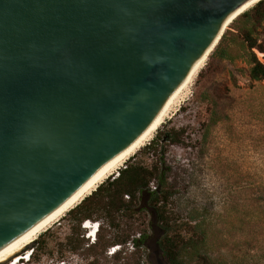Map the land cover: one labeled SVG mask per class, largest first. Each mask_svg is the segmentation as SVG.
Returning <instances> with one entry per match:
<instances>
[{
  "label": "water",
  "instance_id": "95a60500",
  "mask_svg": "<svg viewBox=\"0 0 264 264\" xmlns=\"http://www.w3.org/2000/svg\"><path fill=\"white\" fill-rule=\"evenodd\" d=\"M248 1L0 0V248L139 136Z\"/></svg>",
  "mask_w": 264,
  "mask_h": 264
},
{
  "label": "rangeland",
  "instance_id": "374dc122",
  "mask_svg": "<svg viewBox=\"0 0 264 264\" xmlns=\"http://www.w3.org/2000/svg\"><path fill=\"white\" fill-rule=\"evenodd\" d=\"M232 24L225 31H232ZM211 52L177 110L121 169L129 163L149 165L155 160L152 150L165 151L174 191L167 210L174 229L187 236L186 224H194L188 220L195 217L194 238H203L197 249L184 252L180 264H264V81L249 78L242 57L231 65ZM255 53L264 62V55ZM178 128L184 129L180 143L163 144L165 133ZM149 219L145 214V225ZM88 220L99 224V247L88 249L96 238L86 237L89 230L82 224L83 240L74 235V217L67 212L34 242L28 264H168L157 245L163 229H148L143 244L127 243L109 255L111 246L103 245L117 233L102 219Z\"/></svg>",
  "mask_w": 264,
  "mask_h": 264
},
{
  "label": "trees",
  "instance_id": "16d2710c",
  "mask_svg": "<svg viewBox=\"0 0 264 264\" xmlns=\"http://www.w3.org/2000/svg\"><path fill=\"white\" fill-rule=\"evenodd\" d=\"M231 28L232 31H224L211 56L219 61H228L231 65H234L238 57H242L249 66V78L253 81H264V62L255 53L256 50L264 54V0H259L236 17ZM234 47H240L243 53L234 54ZM183 133V128L172 129L165 133L162 143L172 145L180 143ZM155 150L150 152L155 160L149 165L140 162L125 165V168L119 170L117 177L100 185L90 196L68 212L74 217V235L77 237L82 235L81 240H83L81 224L95 217L104 220L106 225L117 233L108 244L103 245L104 249L115 245L122 247L130 242L139 246L143 244L147 230L153 231L158 227L164 230V234L157 245L168 264H180L186 250L198 248L199 241L203 238L202 236L194 238V233L196 229L198 230L195 217L188 220L194 224H186L188 231L184 234L188 233L187 236L182 234L183 230L174 229L167 210L174 195L169 181L170 168L165 161V151ZM151 182L155 186L153 190L149 187ZM145 214L150 216L146 225L143 222ZM118 215L122 217L121 220L118 219ZM135 233L138 237H132ZM99 246L97 233L96 240L87 247L95 249ZM87 264H96V262L92 260Z\"/></svg>",
  "mask_w": 264,
  "mask_h": 264
},
{
  "label": "bare ground",
  "instance_id": "6f19581e",
  "mask_svg": "<svg viewBox=\"0 0 264 264\" xmlns=\"http://www.w3.org/2000/svg\"><path fill=\"white\" fill-rule=\"evenodd\" d=\"M259 0H251L243 4L238 8L225 22L223 32L238 17L241 13L251 8ZM215 45L210 46L192 65L190 71L177 88L169 95L161 109L152 120V122L143 130V132L137 136L126 148L117 153L111 159L106 161L100 166L90 177H88L69 197H67L61 204L55 209L25 230L23 233L12 239L10 242L0 248V264H28L30 261L29 251L20 256V252L27 246L33 244L38 237L50 227L51 224L58 221L65 213L80 204L86 197L90 196L106 179L118 174L119 170L124 164L133 156L143 145L152 139L155 131L164 122L168 115L173 114L180 105L182 98L188 91L194 78L199 71L203 68L205 61L214 49ZM263 56V53H259ZM93 221L87 222L83 227L90 232L88 237L94 236L96 238V224ZM23 255V254H22ZM29 257V258H28Z\"/></svg>",
  "mask_w": 264,
  "mask_h": 264
},
{
  "label": "built area",
  "instance_id": "2783aa9c",
  "mask_svg": "<svg viewBox=\"0 0 264 264\" xmlns=\"http://www.w3.org/2000/svg\"><path fill=\"white\" fill-rule=\"evenodd\" d=\"M116 176L118 175V174H115ZM114 178H115V176H114ZM150 189L151 190H153V189H155V186L153 185V183H150ZM87 222H89V220H85V221H83V225H85ZM93 225L94 224H96V226H95V228H98V226H99V224H98V222H94V223H92ZM138 237V236H137ZM93 240V239H92ZM91 240V241H92ZM128 246H130V247H132L133 246V243H128ZM121 249V246H119V245H115V246H111L109 249H108V254L109 255H114L115 253H117L119 250Z\"/></svg>",
  "mask_w": 264,
  "mask_h": 264
},
{
  "label": "flooded vegetation",
  "instance_id": "af4514ba",
  "mask_svg": "<svg viewBox=\"0 0 264 264\" xmlns=\"http://www.w3.org/2000/svg\"><path fill=\"white\" fill-rule=\"evenodd\" d=\"M34 245H35V244L33 243V244H32V249H33Z\"/></svg>",
  "mask_w": 264,
  "mask_h": 264
},
{
  "label": "snow or ice",
  "instance_id": "6c2138e0",
  "mask_svg": "<svg viewBox=\"0 0 264 264\" xmlns=\"http://www.w3.org/2000/svg\"><path fill=\"white\" fill-rule=\"evenodd\" d=\"M253 2H254V0H253Z\"/></svg>",
  "mask_w": 264,
  "mask_h": 264
}]
</instances>
